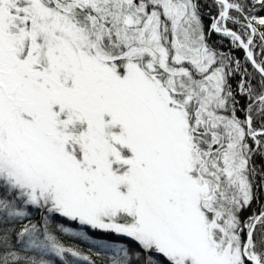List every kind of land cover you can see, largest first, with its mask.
Masks as SVG:
<instances>
[{
    "label": "snow or ice",
    "instance_id": "snow-or-ice-1",
    "mask_svg": "<svg viewBox=\"0 0 264 264\" xmlns=\"http://www.w3.org/2000/svg\"><path fill=\"white\" fill-rule=\"evenodd\" d=\"M0 264H264V0H0Z\"/></svg>",
    "mask_w": 264,
    "mask_h": 264
}]
</instances>
